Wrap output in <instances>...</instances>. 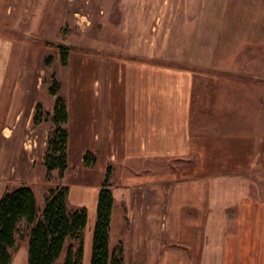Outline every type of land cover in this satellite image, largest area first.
<instances>
[{
	"label": "crops",
	"instance_id": "obj_1",
	"mask_svg": "<svg viewBox=\"0 0 264 264\" xmlns=\"http://www.w3.org/2000/svg\"><path fill=\"white\" fill-rule=\"evenodd\" d=\"M168 71L170 79H155L154 66L145 62L122 61L113 68L100 61L98 79H81L76 91L70 81L68 167L61 178L54 170L49 179L43 158L50 128L32 124L39 92L32 80L16 81L26 87L14 88L3 113L0 197L6 189L27 185L41 210L51 187L67 186L68 205L87 211L81 264L90 261L98 191L108 169L109 246L122 245V264L261 260V246L257 252L243 247L252 238L261 243L264 236V199L252 188L253 180L264 181V99L261 108L249 101L229 110L212 109L207 102L201 106L198 79ZM257 80L264 85V79ZM229 81L249 93L251 79ZM87 151L96 157L91 166L84 164ZM222 173H233L245 184L234 192L235 204L226 205L235 212L236 229L222 236L219 252L208 229L217 225L216 182ZM27 256L26 237L17 242L10 264H28Z\"/></svg>",
	"mask_w": 264,
	"mask_h": 264
},
{
	"label": "rangeland",
	"instance_id": "obj_2",
	"mask_svg": "<svg viewBox=\"0 0 264 264\" xmlns=\"http://www.w3.org/2000/svg\"><path fill=\"white\" fill-rule=\"evenodd\" d=\"M100 61L113 68L122 61L145 62L154 66L155 79H170V69L177 78L179 71L186 73L198 79L201 106L207 102L212 109L229 110L249 101L261 108L264 85L257 79H264V0H0V128L14 88L26 87L18 79L32 80L38 103L51 112L52 80L66 101L70 81L76 91L81 79H98ZM229 79H251L249 93ZM43 123L50 134L51 118ZM220 176L217 225L208 229L219 252L222 236L236 229L231 206L244 183L233 173ZM252 188L264 199L263 180H253ZM246 241L244 251L261 246V260L251 263L264 264V236L261 243Z\"/></svg>",
	"mask_w": 264,
	"mask_h": 264
},
{
	"label": "trees",
	"instance_id": "obj_3",
	"mask_svg": "<svg viewBox=\"0 0 264 264\" xmlns=\"http://www.w3.org/2000/svg\"><path fill=\"white\" fill-rule=\"evenodd\" d=\"M61 61L65 63L66 54ZM60 84L52 80L48 88L55 97L51 112H44L36 104L34 125L51 118L50 132L43 164L47 178L58 171L61 178L68 167V111L65 98L59 95ZM84 164L91 166L96 157L89 151L84 154ZM109 169L98 191L96 221L92 231L89 264H122L123 247L119 243L110 250L109 230L113 197L108 188ZM68 187H51L45 195L42 209L38 208L34 191L27 185L6 189L0 197V264H10L17 242L28 238V264H81L83 258V232L87 224L84 207L71 208L67 201Z\"/></svg>",
	"mask_w": 264,
	"mask_h": 264
}]
</instances>
